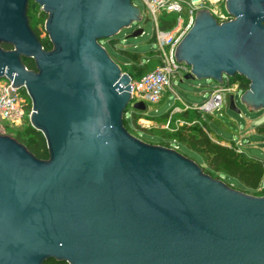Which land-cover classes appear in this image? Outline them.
I'll use <instances>...</instances> for the list:
<instances>
[{
  "label": "water",
  "instance_id": "1",
  "mask_svg": "<svg viewBox=\"0 0 264 264\" xmlns=\"http://www.w3.org/2000/svg\"><path fill=\"white\" fill-rule=\"evenodd\" d=\"M30 2L46 16L49 50L29 24ZM224 8L221 22L196 12L175 60L189 67L185 80L245 78L239 102L264 110V0ZM142 20L132 0H0V78L25 89L48 153L0 134V264H264V195L124 127L127 109L145 105L131 101L129 75L100 42ZM227 102L236 110L234 94Z\"/></svg>",
  "mask_w": 264,
  "mask_h": 264
},
{
  "label": "rangeland",
  "instance_id": "2",
  "mask_svg": "<svg viewBox=\"0 0 264 264\" xmlns=\"http://www.w3.org/2000/svg\"><path fill=\"white\" fill-rule=\"evenodd\" d=\"M225 0H212L207 3L206 7L210 11H215L214 16L218 18L220 15H228L224 8ZM132 5L137 7L143 19L148 18L146 23L143 20L140 22H133L129 28L122 29L116 36L113 37V42L102 40L100 43L104 49L120 67L123 73L129 75L132 80L138 79L141 75L150 72L159 63L158 58V44L154 39V25L152 19L141 0H132ZM40 7L36 4H31L29 7V23L34 25L40 13ZM170 15L169 17H172ZM46 16L44 15V18ZM43 27V26H42ZM141 28L140 35L130 37V34L136 29ZM43 29V28H42ZM45 36V32L41 33V37ZM136 53L140 57V65L138 68L134 59L131 60L129 54ZM123 61H129L124 63ZM185 73H179L171 80V88H168L158 103L151 104L144 101L145 109L143 111H136L128 108L126 112V122L131 123L132 128L126 124L127 131L136 138L150 144L160 145L170 149H174L181 154H186L188 158L194 161H200L197 154L187 153L181 149L182 144L178 141L177 133L180 128L194 123L196 119L199 125H202L206 130L209 129L212 134L227 142H235L239 144V148L248 155L262 160L264 164V135L256 133L257 127L264 124V110H248V108L239 102L238 97L240 91L233 94L236 96L235 107L236 110H230L224 104L218 110L211 113L200 112L194 107L202 104L210 98L212 88L218 84L211 79H183ZM4 78H0L2 80ZM226 81V78L224 79ZM19 96L22 98V103L25 108L31 110L30 98L25 89L19 90ZM227 94L224 95V101H227ZM185 104L190 106L186 109ZM178 110H177V109ZM238 110V111H237ZM185 115L183 117L182 115ZM3 127L5 133L13 138L18 136L23 139L22 133L23 124L14 125L4 123ZM146 137V138H144ZM237 147L238 145H234ZM241 152L240 150H237ZM216 179L225 183L223 176H215ZM229 187L244 192L252 196H263L259 191H242L231 184Z\"/></svg>",
  "mask_w": 264,
  "mask_h": 264
},
{
  "label": "built area",
  "instance_id": "3",
  "mask_svg": "<svg viewBox=\"0 0 264 264\" xmlns=\"http://www.w3.org/2000/svg\"><path fill=\"white\" fill-rule=\"evenodd\" d=\"M148 16L154 25V39L158 44L159 63L153 70L132 80L131 101H148L151 104L158 103L164 92L171 88V80L179 73H188L189 67L175 60L176 46L190 29L198 10L207 8V3L212 0H141ZM208 9V8H207ZM41 11V10H40ZM210 11V10H209ZM214 16L215 11H210ZM172 17H169L172 15ZM215 17V16H214ZM218 22L230 19L229 15L215 17ZM163 22H171L168 27H162ZM184 74V75H185ZM0 80V133H5L4 123L20 125L29 117L27 110L19 96L21 88L12 87V82L6 77ZM24 89V88H23ZM238 89L237 83L232 85H218L212 88L210 98L194 107L201 113H211L220 109L224 102V95ZM131 102V103H132ZM189 109L190 106H185ZM236 147L239 150V144Z\"/></svg>",
  "mask_w": 264,
  "mask_h": 264
},
{
  "label": "trees",
  "instance_id": "4",
  "mask_svg": "<svg viewBox=\"0 0 264 264\" xmlns=\"http://www.w3.org/2000/svg\"><path fill=\"white\" fill-rule=\"evenodd\" d=\"M33 2H30V5ZM29 5V6H30ZM44 13L40 11L38 18L34 25H30L35 35L38 37L40 43L45 50L51 48V44L45 34L41 37L43 32V22L45 20ZM29 17V10H28ZM30 24V23H29ZM171 22H163L162 27H168ZM113 42V39L110 41ZM4 49H10L11 45L2 44ZM131 60L134 59L138 68H142L140 65L139 55L136 53H127ZM24 65L28 69H34V62L29 58H22ZM129 63V61H123ZM237 83L240 90L248 88V81L240 76H234L229 78L224 84L232 85ZM28 109V106L26 108ZM185 117V115H182ZM22 133L23 139L15 137L17 141L22 143L34 156L39 159H46L48 157L46 143L41 132L31 127L27 117L24 119ZM126 124L129 128H132L131 123L126 122V117L123 120V125ZM125 127V126H124ZM126 128V127H125ZM257 132L264 134V124L257 127ZM178 141L181 142V149H184L187 153L197 154L200 157V161L197 163L202 168L203 172L215 178V176H223L225 183L231 184L234 187L239 188L242 191H259L264 194V164L262 160L255 157L248 156L245 152H238L233 143L224 145L215 142L211 136L209 129H205L197 122L192 123L185 128H180L177 133ZM146 138V137H144ZM187 156L186 154H184ZM44 264H63L55 261L54 259L47 260Z\"/></svg>",
  "mask_w": 264,
  "mask_h": 264
},
{
  "label": "crops",
  "instance_id": "5",
  "mask_svg": "<svg viewBox=\"0 0 264 264\" xmlns=\"http://www.w3.org/2000/svg\"><path fill=\"white\" fill-rule=\"evenodd\" d=\"M139 60H140V57H139ZM240 91V89H236L235 91H233L232 93H229V94H233L234 92H236V91ZM241 92V91H240ZM228 94V95H229ZM228 97V96H227ZM234 100H235V102L237 103V101H236V96H235V94H234ZM223 104L225 105V106H227V108H228V102L227 101H224L223 102ZM185 106H189L188 104H185ZM199 106V105H198ZM177 109V108H176ZM178 110V109H177ZM194 123L195 122H197L198 123V121L195 119L194 121H193ZM210 131V130H209ZM256 133H258V132H256ZM259 134H262V133H259ZM262 135H264V134H262ZM210 136H211V138L215 141V142H217V143H221V144H224V145H228V144H230V143H233L234 145L236 144L237 145V143H235V142H227V141H225V140H223V139H220L219 137H217V136H215L214 134H212V132L210 131ZM239 150L241 151V152H244L243 150H242V148H239Z\"/></svg>",
  "mask_w": 264,
  "mask_h": 264
},
{
  "label": "flooded vegetation",
  "instance_id": "6",
  "mask_svg": "<svg viewBox=\"0 0 264 264\" xmlns=\"http://www.w3.org/2000/svg\"><path fill=\"white\" fill-rule=\"evenodd\" d=\"M29 7H30V6H29ZM28 10H29V8H28ZM1 46H2V45H1ZM11 48H12V46H11ZM11 48H10V49H11ZM58 262H61V263H63V264H67L66 262H62V261H58ZM44 263H45V262H44ZM44 263H43V264H44Z\"/></svg>",
  "mask_w": 264,
  "mask_h": 264
}]
</instances>
